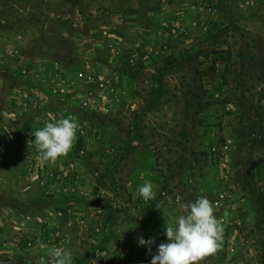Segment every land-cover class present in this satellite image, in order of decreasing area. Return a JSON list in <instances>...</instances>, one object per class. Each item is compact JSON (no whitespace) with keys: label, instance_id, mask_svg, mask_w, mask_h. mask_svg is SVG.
<instances>
[{"label":"rangeland","instance_id":"374dc122","mask_svg":"<svg viewBox=\"0 0 264 264\" xmlns=\"http://www.w3.org/2000/svg\"><path fill=\"white\" fill-rule=\"evenodd\" d=\"M198 196L223 226L198 264H264V0H0V260L150 264Z\"/></svg>","mask_w":264,"mask_h":264},{"label":"clouds","instance_id":"9594fccd","mask_svg":"<svg viewBox=\"0 0 264 264\" xmlns=\"http://www.w3.org/2000/svg\"><path fill=\"white\" fill-rule=\"evenodd\" d=\"M79 124L75 117H62L46 121L31 133V143L38 150L42 162H55L65 156L76 139ZM136 194L144 201L156 196L154 185L148 181L137 187ZM182 214L175 216L164 230L166 242L156 247L150 264H198L207 254L216 251L222 240L223 226L214 215V206L206 196H198L187 204L179 203ZM154 238H138L139 246H146L151 252ZM39 264H73L71 250L62 247H48Z\"/></svg>","mask_w":264,"mask_h":264},{"label":"water","instance_id":"95a60500","mask_svg":"<svg viewBox=\"0 0 264 264\" xmlns=\"http://www.w3.org/2000/svg\"><path fill=\"white\" fill-rule=\"evenodd\" d=\"M0 264H25V263L16 262V261H12V260H9V259H1L0 260Z\"/></svg>","mask_w":264,"mask_h":264}]
</instances>
